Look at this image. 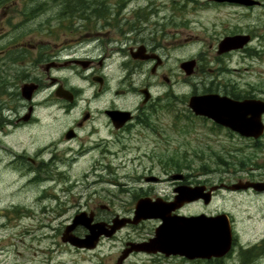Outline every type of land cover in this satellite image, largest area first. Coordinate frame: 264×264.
Here are the masks:
<instances>
[{"label": "rangeland", "instance_id": "obj_1", "mask_svg": "<svg viewBox=\"0 0 264 264\" xmlns=\"http://www.w3.org/2000/svg\"><path fill=\"white\" fill-rule=\"evenodd\" d=\"M56 1L19 3L13 6L15 13L11 16L0 14V46L12 45V39L23 36L38 42L42 49L50 24L55 32L50 37L52 43L94 49L99 44L96 33L105 30L102 22L85 23L77 19L73 24L68 22L62 32L64 28L58 27V13L71 2ZM259 1L262 3L259 6L246 7L212 0H121L124 5L121 16L113 21L108 39L120 40L118 45L122 46H126L128 40H139L152 48L163 49L162 54L169 57L162 72L169 74L170 83L159 77L149 78L164 125H158L157 132H143V135L116 134L114 154L107 153L102 162L106 170L96 167L100 152L87 154L64 168L66 178L59 183L44 184L41 189L38 184L26 183L18 174L4 171L0 166V264H114L125 241L152 237L160 220L149 219L123 229L115 238L103 239L92 250L64 244L60 238L65 225L79 212L75 211L79 204H109L110 210L97 211L100 216H128L143 191L164 200L172 197L171 182L151 184L142 178L151 168L153 175H162L164 170L170 169L162 167L164 162L172 159L178 164L185 161L191 164L194 173V178L189 179L191 184L206 180L211 184H234L238 179L244 181L251 176L240 171L263 163L264 153L256 154L253 143L239 134L209 119L194 116L187 107V100L192 94L206 93L209 86L214 89L212 93L220 95L230 96L232 91L244 96L240 99L264 97V0ZM113 2L110 8L116 13L118 0ZM19 8L25 10L27 16L18 11ZM134 11L143 14L140 31L137 34L127 31L124 35L125 27L134 20L130 18ZM54 14L57 18L50 19ZM86 14L91 16L90 12ZM75 28H78L77 33ZM234 34H249L251 42L238 52L218 55L219 41ZM76 42L78 45L74 46ZM122 57L118 53L110 56L115 80ZM188 59L197 61L191 76H186L180 68V63ZM119 86L115 83V87ZM137 99L133 97L128 101L135 104ZM176 113L180 116L174 119ZM97 173L108 183L95 185ZM102 188H107L108 192H102ZM96 189L98 193H94ZM54 195L59 197L60 203ZM55 208L61 210L52 211ZM223 212L230 217L234 237L232 251L225 257L188 260L136 253L123 264H264V244L255 258H245L242 253L264 239V195L223 189L216 192L208 205L202 201L192 202L177 211L183 215Z\"/></svg>", "mask_w": 264, "mask_h": 264}, {"label": "flooded vegetation", "instance_id": "obj_2", "mask_svg": "<svg viewBox=\"0 0 264 264\" xmlns=\"http://www.w3.org/2000/svg\"><path fill=\"white\" fill-rule=\"evenodd\" d=\"M35 1L39 0H0V14L7 17L8 14L15 13L13 6L19 3L27 5ZM43 1L44 4L57 2L56 0ZM69 1L71 3L67 2L66 8L58 13V27L64 28L62 32H65L68 22L73 24L82 17L81 1L83 0ZM111 3L114 5L113 0H93L89 8H85L86 12L91 13V20L102 22V28L105 29L103 32L96 33V40L99 44L94 49H82L76 46L78 42L73 43L76 46L74 48H70L72 44L66 46L61 43H52L50 37L55 32L51 30L50 24L42 49L38 42L23 36L12 39L11 42L14 41L12 45L0 46V166L4 167V171L18 174V178L24 179L26 183L38 184L41 189L44 184H49L51 181L59 183L66 178L64 168L73 165L75 160L82 156L87 157V154L100 152L96 167L98 170L102 168L106 170L102 162L107 153L114 154L116 134L143 135V132L152 133L156 131L158 125H164L159 108L155 105L152 83L149 78L159 77L163 82L170 83L169 74L162 72L169 57L167 54H162L163 49L152 48L147 44H142L139 40H128L126 46H122L118 45L122 41L108 39L111 26L115 23L113 21H117L121 16L124 6L123 2L118 0L119 9L115 13L110 8ZM18 11L26 15L22 8ZM52 17L56 19L57 15H52L50 19ZM130 18L134 20L131 24H127L123 31L124 35L127 31L135 34L140 31V23L143 20L142 12L134 11ZM77 32L78 28H75V33ZM142 45L144 49H139ZM232 52H238V50ZM115 53L123 56L118 65L119 76L116 80L114 68L109 62L110 56ZM138 81L141 82L136 85ZM115 83L120 86L115 87ZM25 86H31L33 90L24 91ZM213 90L210 88L206 92L211 93ZM146 96L149 98L144 102ZM133 97L138 98L135 104L128 101ZM256 99L264 101V97ZM115 110L126 111L130 114L129 119L120 128H116L111 114ZM179 116L180 114L176 113L174 119ZM261 119L264 124V114ZM243 138L253 143L256 154L264 153V131L257 138ZM169 162H164L165 165L162 167H170V169L164 170L162 175H153L151 168L142 177L145 182L151 184L171 182L172 197L165 198V200L174 199L175 189L180 185H203L206 186L205 192L213 189L212 199L217 191L223 189L233 193L251 192L257 196L264 195V189L257 190L253 187L231 190L229 186L232 183L211 184L206 180L202 183L191 184L189 179L194 178V173L190 169L191 164L186 161L184 164H178L173 159ZM181 166L186 169L181 168L180 170ZM240 172L248 175L250 173L251 176H247L244 181L238 179L237 182H264V161L251 166L249 170L242 169ZM178 175H181V178H175ZM151 177H156L157 180H148ZM107 183L108 180L97 173L95 185ZM101 191L108 192V189L102 188ZM94 193H98V190L96 189ZM49 197L50 195H47L48 199ZM142 197L156 199L159 196L143 191ZM53 198L60 203L59 197L54 195ZM195 202H201V200ZM57 205L60 208V204ZM44 210L51 211V208H44ZM58 210L61 209L55 208L52 211ZM108 210H110V205L103 203L79 204L75 209V211H85L87 214L92 213L93 223L110 224L116 216L123 217L118 214L100 216L97 212ZM128 216H132V213ZM130 226L135 225L127 224L110 237L101 236L99 242L103 239L115 238L120 231ZM73 233L82 237L86 235L87 230L82 226H77ZM148 239L125 241L122 250L129 242H142ZM157 255L162 254L157 253Z\"/></svg>", "mask_w": 264, "mask_h": 264}, {"label": "water", "instance_id": "obj_3", "mask_svg": "<svg viewBox=\"0 0 264 264\" xmlns=\"http://www.w3.org/2000/svg\"><path fill=\"white\" fill-rule=\"evenodd\" d=\"M242 6L259 5L258 0H215ZM251 41L249 34H234L223 37L217 46V54L221 55L233 50L242 49ZM139 49H144L140 46ZM196 60H186L180 64L185 75L194 73ZM31 92V86L23 87ZM149 96H146V100ZM187 106L196 116L208 118L218 125L229 128L243 137L257 138L264 131L261 116L264 114V101L256 98L234 99L218 93L193 94L188 98ZM116 128H120L129 119V112L115 110L111 112ZM181 178V175L175 176ZM148 180H157L151 177ZM224 185V184H223ZM231 190L253 187L264 189V182H237L229 186ZM206 186L180 185L175 189L174 199L166 201L160 197L152 199L141 197L135 204L132 217L116 216L110 224L93 223L92 213L85 211L74 215L61 235V241L77 248L93 249L101 236L110 237L127 224L137 225L143 220L159 219L154 235L143 242H129L115 264H122L133 252L160 253L166 257L179 256L188 260L223 258L233 245V231L227 213L207 215H183L175 211L184 204L202 200L208 204L211 200V189L205 192ZM217 188V187H214ZM77 226H83L87 233L77 236L73 233ZM108 227V228H107Z\"/></svg>", "mask_w": 264, "mask_h": 264}, {"label": "trees", "instance_id": "obj_4", "mask_svg": "<svg viewBox=\"0 0 264 264\" xmlns=\"http://www.w3.org/2000/svg\"><path fill=\"white\" fill-rule=\"evenodd\" d=\"M81 4H82V6H81V7H82V12H81L82 17H81V19H82L83 21H85V23H86V22L91 23V22H92V20H91V16H90V15H87L86 13H88V12L85 11L87 8H89L90 3H89L87 0H83V2L81 1ZM69 6H70V5H69ZM86 6H87V7H86ZM85 8H86V9H85ZM116 25H118V23H116ZM210 88H211V87H207V88H206V91H209ZM230 95H231L232 97H234V98H241V97H244V96H240L239 93H238V94H235V93H233L232 91L230 92ZM263 244H264V239H263V241H261L260 243H257V244H255V245L249 247L247 250H245V251L243 250L242 253L245 254V258H248V257L255 258V257L258 256L259 249L262 248V245H263ZM254 252H256V253L254 254Z\"/></svg>", "mask_w": 264, "mask_h": 264}, {"label": "bare ground", "instance_id": "obj_5", "mask_svg": "<svg viewBox=\"0 0 264 264\" xmlns=\"http://www.w3.org/2000/svg\"><path fill=\"white\" fill-rule=\"evenodd\" d=\"M1 228V227H0Z\"/></svg>", "mask_w": 264, "mask_h": 264}]
</instances>
